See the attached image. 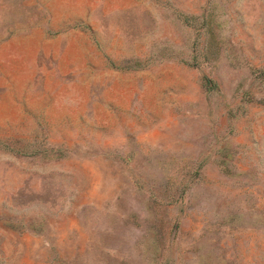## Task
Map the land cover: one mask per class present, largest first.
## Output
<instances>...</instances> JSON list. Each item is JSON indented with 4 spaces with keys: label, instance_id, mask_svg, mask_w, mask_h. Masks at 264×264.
Listing matches in <instances>:
<instances>
[{
    "label": "rangeland",
    "instance_id": "1",
    "mask_svg": "<svg viewBox=\"0 0 264 264\" xmlns=\"http://www.w3.org/2000/svg\"><path fill=\"white\" fill-rule=\"evenodd\" d=\"M0 264H264V0H0Z\"/></svg>",
    "mask_w": 264,
    "mask_h": 264
}]
</instances>
